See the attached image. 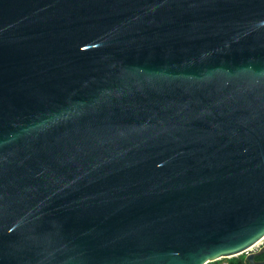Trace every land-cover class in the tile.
<instances>
[{
	"label": "water",
	"instance_id": "obj_1",
	"mask_svg": "<svg viewBox=\"0 0 264 264\" xmlns=\"http://www.w3.org/2000/svg\"><path fill=\"white\" fill-rule=\"evenodd\" d=\"M263 239L264 0H0V264Z\"/></svg>",
	"mask_w": 264,
	"mask_h": 264
},
{
	"label": "rangeland",
	"instance_id": "obj_2",
	"mask_svg": "<svg viewBox=\"0 0 264 264\" xmlns=\"http://www.w3.org/2000/svg\"><path fill=\"white\" fill-rule=\"evenodd\" d=\"M264 251V244L263 245H260L259 247L255 248V250L253 252H250L252 254H258V253H261ZM250 254H247V253H244L240 256H236V257H233V258H224L222 260H219L217 262H214V263H210V264H223V263H232L233 261H236L237 259H245L249 256ZM261 257H264V256H261Z\"/></svg>",
	"mask_w": 264,
	"mask_h": 264
},
{
	"label": "trees",
	"instance_id": "obj_3",
	"mask_svg": "<svg viewBox=\"0 0 264 264\" xmlns=\"http://www.w3.org/2000/svg\"><path fill=\"white\" fill-rule=\"evenodd\" d=\"M263 259H264V257H259L257 260L261 261ZM229 264H249V262L247 261L246 258L245 259L241 258V259H237L236 261H233L232 263H229Z\"/></svg>",
	"mask_w": 264,
	"mask_h": 264
},
{
	"label": "built area",
	"instance_id": "obj_4",
	"mask_svg": "<svg viewBox=\"0 0 264 264\" xmlns=\"http://www.w3.org/2000/svg\"><path fill=\"white\" fill-rule=\"evenodd\" d=\"M264 244V239L260 242V243H258V244H256L255 246H253L252 248H250L248 251H246L245 253H247V254H252V253H250V252H253L254 250H255V248H257V247H259L260 245H263ZM247 259V258H246ZM220 260H222V259H220ZM219 261V260H218ZM223 264H229V263H223Z\"/></svg>",
	"mask_w": 264,
	"mask_h": 264
}]
</instances>
